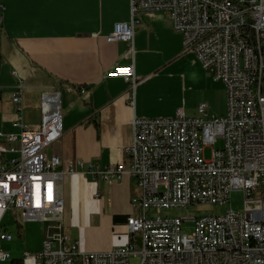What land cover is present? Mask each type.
<instances>
[{"label": "built area", "instance_id": "1", "mask_svg": "<svg viewBox=\"0 0 264 264\" xmlns=\"http://www.w3.org/2000/svg\"><path fill=\"white\" fill-rule=\"evenodd\" d=\"M130 21L117 23L106 37L132 47L139 13H163L181 34L207 77L225 88V114L208 116L206 106L197 117L176 110L171 118L130 122L132 144L123 149L124 161L101 168L88 163L93 182L111 185L133 179L138 196L131 203L137 216L128 217V242L107 252H83L77 241L61 231V182L76 175L82 163L60 170L57 157L45 149L62 135L61 95H40V125L32 130L23 121L24 86L17 79L11 102L18 135L0 133L17 149L0 145V154L16 155L0 162V212H16L22 223L54 225L55 233L42 250L26 253L30 264H264V0H129ZM1 24V18H0ZM106 77L121 78L129 86V106L135 107L138 78L133 65L112 68ZM67 91H69L67 89ZM82 92L84 90H81ZM212 149L203 159L206 147ZM129 161V162H128ZM128 162V163H127ZM241 191L244 210L192 219L194 230L182 234L181 217L151 213L190 206H224L231 193ZM151 214V215H150ZM12 236L0 228V264L11 258L2 243ZM132 259L138 260L136 263Z\"/></svg>", "mask_w": 264, "mask_h": 264}, {"label": "crops", "instance_id": "2", "mask_svg": "<svg viewBox=\"0 0 264 264\" xmlns=\"http://www.w3.org/2000/svg\"><path fill=\"white\" fill-rule=\"evenodd\" d=\"M0 18V133L19 134L13 125V72L24 86L23 121L32 130L40 125L41 93L59 92L62 135L45 154L59 158L60 170L83 165L61 182V231L83 252L124 246L126 220L138 214L131 203L139 193L137 184L128 177L111 185L95 183L87 164L103 168L124 161L123 149L133 139V116L171 118L180 109L187 117H197L200 104L208 116H223L224 85L207 77L195 56L184 50L167 14L139 13L132 47L108 42L115 24L130 21L129 0H0ZM128 65L138 78L134 109L127 82L106 77L112 68ZM0 145L18 148L5 138ZM15 155L0 154V162ZM17 223L22 226L16 231L22 233L20 241L9 232ZM34 225L22 223L16 212H0V228L12 236L11 242L2 243L10 258L12 250L29 248ZM55 228L47 224L43 241Z\"/></svg>", "mask_w": 264, "mask_h": 264}, {"label": "rangeland", "instance_id": "3", "mask_svg": "<svg viewBox=\"0 0 264 264\" xmlns=\"http://www.w3.org/2000/svg\"><path fill=\"white\" fill-rule=\"evenodd\" d=\"M221 147H222L221 141H218L215 146L206 147L203 152V159L206 161L209 160L211 157L212 149H220ZM255 197L261 198L264 201V192L262 194L261 191L258 190L255 193ZM230 210L234 211L237 214L243 213L244 195L241 191L231 193L228 202L222 207L213 206V205H198V206H190L187 209L174 208V209H168V210H163L159 212L155 211L154 213H151V214H153L154 216H161V217H168V218L181 217L185 219V221L182 223L181 231H182V234L190 235L194 230V222L192 221V219H199L202 217L221 216V215L226 214ZM46 226L47 224L45 223L36 222L35 225L33 226L34 228L33 238L29 240L30 242V244L28 245L29 248H27L25 252L24 251L16 252L15 250H12L11 259L6 264H10L12 260L23 259V256L26 253L34 254L36 252L41 251L43 247L42 245L43 243H41V245H39V243L43 241V233L45 231ZM16 231H17V227H15L14 229L13 225L11 228H9V232L12 234L14 240L16 241L22 240L21 239L22 233H21V236H19ZM28 249H33V250L29 251ZM137 261L138 260L136 259L131 260V262L133 263H136ZM25 264H30V263L25 262Z\"/></svg>", "mask_w": 264, "mask_h": 264}, {"label": "trees", "instance_id": "4", "mask_svg": "<svg viewBox=\"0 0 264 264\" xmlns=\"http://www.w3.org/2000/svg\"><path fill=\"white\" fill-rule=\"evenodd\" d=\"M16 227H17V232L20 233L22 230V226L19 223H17ZM10 264H25V263L23 262V259H16V260H12Z\"/></svg>", "mask_w": 264, "mask_h": 264}]
</instances>
